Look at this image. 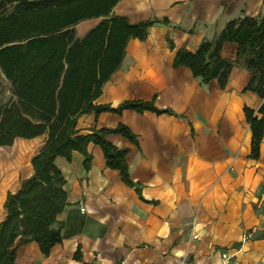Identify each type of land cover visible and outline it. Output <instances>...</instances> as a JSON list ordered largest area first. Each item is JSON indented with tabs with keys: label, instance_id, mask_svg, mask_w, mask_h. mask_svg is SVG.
Masks as SVG:
<instances>
[{
	"label": "crops",
	"instance_id": "obj_1",
	"mask_svg": "<svg viewBox=\"0 0 264 264\" xmlns=\"http://www.w3.org/2000/svg\"><path fill=\"white\" fill-rule=\"evenodd\" d=\"M111 12L130 23L156 22L144 40L128 39L120 67L94 102L153 101L169 112L79 116V133L123 123L135 135V142L105 136L126 150L131 184L106 166L94 143L86 147L87 168L78 151L69 161L56 157L66 191L56 215L61 240L47 255L35 241L16 244L12 264H217L226 251L241 264H264V132L258 157H250L243 107L256 109L261 100L245 89L249 73L233 66L221 87L173 65L177 49L193 51L228 20L264 15V0H119ZM99 19L77 23L76 35ZM220 54L234 59L236 45L224 43Z\"/></svg>",
	"mask_w": 264,
	"mask_h": 264
},
{
	"label": "trees",
	"instance_id": "obj_2",
	"mask_svg": "<svg viewBox=\"0 0 264 264\" xmlns=\"http://www.w3.org/2000/svg\"><path fill=\"white\" fill-rule=\"evenodd\" d=\"M118 1L0 0V73L9 82L11 95L0 103V146L12 145L16 138L43 136L42 145L29 160L32 173L20 180L16 190L5 194L0 264L13 263L16 244L35 241L47 255L60 242L61 225L56 215L66 203V191L56 157L69 161L72 152L78 151L87 168L91 156L86 147L94 143L101 148L106 166L117 169L121 179L131 184L126 150L105 136L117 133L135 142V135L123 123L79 133V116L120 113L123 109L169 112L153 101L125 100L116 106L94 102L103 84L120 67L128 39L144 40L156 22L130 23L125 16L112 14ZM92 18L100 19L84 35L77 36L75 25ZM161 22L170 25L165 18ZM224 43L236 45L234 59L221 56ZM173 65L188 67L202 84L216 78L221 87L233 66L248 71L245 89L261 100L256 109L243 107L251 132L249 155L257 158L264 132V15L228 20L193 51L177 49Z\"/></svg>",
	"mask_w": 264,
	"mask_h": 264
},
{
	"label": "rangeland",
	"instance_id": "obj_3",
	"mask_svg": "<svg viewBox=\"0 0 264 264\" xmlns=\"http://www.w3.org/2000/svg\"><path fill=\"white\" fill-rule=\"evenodd\" d=\"M9 82L0 75V103L10 98ZM39 136L35 139H15L12 145L0 146V221L5 211L2 206L7 191H14L22 177L26 178L30 157L42 145Z\"/></svg>",
	"mask_w": 264,
	"mask_h": 264
},
{
	"label": "built area",
	"instance_id": "obj_4",
	"mask_svg": "<svg viewBox=\"0 0 264 264\" xmlns=\"http://www.w3.org/2000/svg\"><path fill=\"white\" fill-rule=\"evenodd\" d=\"M193 237H196V235H194ZM183 262H184L183 260H180L179 264H183ZM217 264H241V263L233 254L226 251L221 254L220 260Z\"/></svg>",
	"mask_w": 264,
	"mask_h": 264
}]
</instances>
